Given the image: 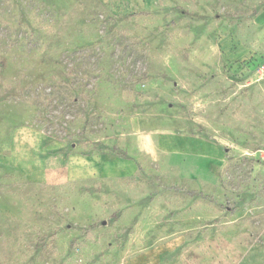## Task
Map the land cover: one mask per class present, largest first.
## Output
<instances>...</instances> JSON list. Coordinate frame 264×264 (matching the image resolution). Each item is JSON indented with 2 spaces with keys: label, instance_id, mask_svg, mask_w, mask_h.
<instances>
[{
  "label": "rangeland",
  "instance_id": "obj_1",
  "mask_svg": "<svg viewBox=\"0 0 264 264\" xmlns=\"http://www.w3.org/2000/svg\"><path fill=\"white\" fill-rule=\"evenodd\" d=\"M0 264H264V0H0Z\"/></svg>",
  "mask_w": 264,
  "mask_h": 264
},
{
  "label": "crops",
  "instance_id": "obj_2",
  "mask_svg": "<svg viewBox=\"0 0 264 264\" xmlns=\"http://www.w3.org/2000/svg\"><path fill=\"white\" fill-rule=\"evenodd\" d=\"M97 169H98V171H100V169H101V163L98 165ZM101 172H102V171H100V173H101Z\"/></svg>",
  "mask_w": 264,
  "mask_h": 264
}]
</instances>
